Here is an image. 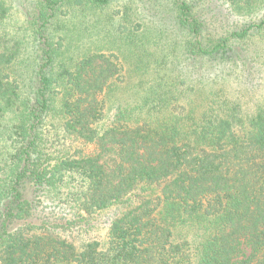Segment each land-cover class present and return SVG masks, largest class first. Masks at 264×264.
I'll return each instance as SVG.
<instances>
[{
    "label": "trees",
    "instance_id": "1",
    "mask_svg": "<svg viewBox=\"0 0 264 264\" xmlns=\"http://www.w3.org/2000/svg\"><path fill=\"white\" fill-rule=\"evenodd\" d=\"M18 1L0 0V264H264V97L251 115L226 83L131 99L117 92L120 55L63 66L67 34L55 33L113 0ZM223 1L251 20L221 23L207 4L171 0L199 68L244 65L264 31V0ZM137 18L124 6L121 21ZM105 215L103 241L74 243Z\"/></svg>",
    "mask_w": 264,
    "mask_h": 264
},
{
    "label": "rangeland",
    "instance_id": "2",
    "mask_svg": "<svg viewBox=\"0 0 264 264\" xmlns=\"http://www.w3.org/2000/svg\"><path fill=\"white\" fill-rule=\"evenodd\" d=\"M198 1V6L207 4V15L219 18L221 23L240 24L251 20L248 16L237 14L223 0ZM35 2L19 0L17 3L19 8L22 6L21 9L25 10ZM127 4H132L137 11V25L121 21ZM175 15L171 0H113L102 8L64 17L62 23L55 27L56 36L67 34L63 41L66 45L60 51L61 65L94 52L118 54L126 63V82L117 89L121 95L133 99L139 92L152 98L155 94L176 98L171 94V90L176 88L191 96L197 89L204 92H210L213 88L222 90V85L226 83L228 85L222 92H228L232 100L239 99L245 113L254 114L257 104L264 97V31L255 33L242 50L247 57L244 65L232 61L223 65L210 60L199 68L192 59H187L186 44L190 38ZM17 18L23 20L22 14L18 12ZM22 58L26 64L35 65L28 50H24ZM23 68L27 66L23 65ZM219 73L224 77L219 78ZM200 76L203 77L201 82ZM177 104L176 108H181L183 102ZM52 117L60 121L58 115ZM6 143L9 142L0 139V147ZM105 219L106 215L92 220L90 232H81L71 239L79 245L87 240L103 241Z\"/></svg>",
    "mask_w": 264,
    "mask_h": 264
}]
</instances>
